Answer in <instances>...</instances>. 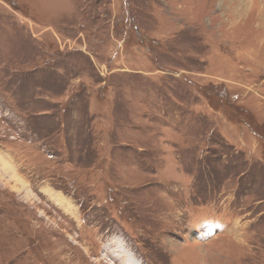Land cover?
<instances>
[{
	"label": "rangeland",
	"instance_id": "obj_1",
	"mask_svg": "<svg viewBox=\"0 0 264 264\" xmlns=\"http://www.w3.org/2000/svg\"><path fill=\"white\" fill-rule=\"evenodd\" d=\"M263 52L264 0H0V264H264Z\"/></svg>",
	"mask_w": 264,
	"mask_h": 264
},
{
	"label": "bare ground",
	"instance_id": "obj_2",
	"mask_svg": "<svg viewBox=\"0 0 264 264\" xmlns=\"http://www.w3.org/2000/svg\"><path fill=\"white\" fill-rule=\"evenodd\" d=\"M263 54H264V52H263ZM118 255H119V256H122V253H119Z\"/></svg>",
	"mask_w": 264,
	"mask_h": 264
}]
</instances>
